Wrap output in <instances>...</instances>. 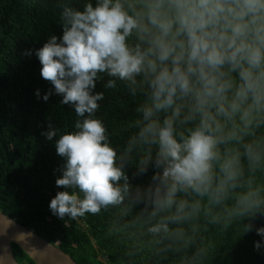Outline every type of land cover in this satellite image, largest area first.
<instances>
[{
    "label": "clouds",
    "instance_id": "1",
    "mask_svg": "<svg viewBox=\"0 0 264 264\" xmlns=\"http://www.w3.org/2000/svg\"><path fill=\"white\" fill-rule=\"evenodd\" d=\"M61 2L62 35H52L35 50L40 76L52 85L43 100L54 92L78 117L73 130L55 141L57 155L64 158L55 184L64 190L51 199V212L73 220L95 215L123 203L130 190L107 129L95 117L104 98L95 91L103 75L110 77L109 89L119 80L133 95L138 89L146 94L126 151L155 146L154 158L141 160L138 169L144 175L152 168L157 182L152 215L175 205L173 215L149 231L167 232L168 220L186 218L189 208L199 210V201H177L178 193L191 191L207 196L210 205L221 204L237 187L243 168L240 153L221 152L220 145L239 143L241 132L264 120V0H87L82 9L71 0ZM36 94L40 98L39 89ZM237 116L243 129L235 124ZM193 122L177 133L178 123ZM228 122L232 128L226 131ZM57 131L50 123L44 134L52 140ZM245 155L255 169L261 160L258 146L246 145ZM256 195H239L237 207H259L260 201L252 203ZM256 232L264 237V226ZM260 247L257 241L255 248Z\"/></svg>",
    "mask_w": 264,
    "mask_h": 264
},
{
    "label": "trees",
    "instance_id": "2",
    "mask_svg": "<svg viewBox=\"0 0 264 264\" xmlns=\"http://www.w3.org/2000/svg\"><path fill=\"white\" fill-rule=\"evenodd\" d=\"M86 2L71 0L78 9ZM61 10V0H0V210L80 264H104L98 255L108 264H264V237L256 232L264 226V120L247 134L241 132L239 143L220 145L221 152L238 151L243 168L237 187L227 198L210 205L207 196L178 193L177 201L185 200L189 205L199 201V210L186 209L191 215L180 221L168 220L169 231L153 233L150 227L172 216L175 205L152 215V190L157 182L152 180V168L144 175L138 169L141 160L149 155L154 158L155 146L137 145L126 151L138 130L136 121L141 114L136 109L145 102L146 94L138 89L133 95L127 82L119 80L109 89L105 87L110 79L107 75L97 81L95 91L103 92L104 98L98 102L95 117L107 129L109 142L118 153L117 163L124 165L129 177L130 190L123 203L101 208L95 215L88 213L73 220L51 212V199L64 190L55 184L64 163L56 153L55 141L73 130L78 117L54 92L43 100L52 85L40 76L42 65L35 50L52 35H62ZM29 51L31 54H26ZM196 122L178 123L177 133L186 132ZM50 123L58 130L52 140L44 134ZM235 124L243 129L239 116ZM231 128L232 122H228L226 131ZM248 144L258 146L261 153L255 169L245 155ZM246 192L258 194L252 203L260 201L259 207L246 211L237 207L238 196ZM249 224L253 225L250 231ZM257 241L261 243L259 250L255 248ZM12 252L19 264H35L15 243Z\"/></svg>",
    "mask_w": 264,
    "mask_h": 264
},
{
    "label": "water",
    "instance_id": "3",
    "mask_svg": "<svg viewBox=\"0 0 264 264\" xmlns=\"http://www.w3.org/2000/svg\"><path fill=\"white\" fill-rule=\"evenodd\" d=\"M12 243L17 244L35 264H80L58 246L0 210V264H19L13 255ZM97 258L108 264L101 255Z\"/></svg>",
    "mask_w": 264,
    "mask_h": 264
}]
</instances>
